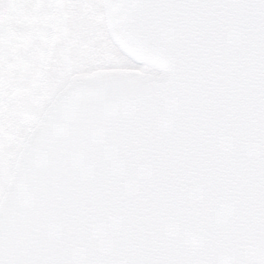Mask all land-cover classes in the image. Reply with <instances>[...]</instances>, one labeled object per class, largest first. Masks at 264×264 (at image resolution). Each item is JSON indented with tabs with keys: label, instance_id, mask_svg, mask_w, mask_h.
<instances>
[{
	"label": "water",
	"instance_id": "95a60500",
	"mask_svg": "<svg viewBox=\"0 0 264 264\" xmlns=\"http://www.w3.org/2000/svg\"><path fill=\"white\" fill-rule=\"evenodd\" d=\"M103 2L119 51L162 76L69 81L1 200L0 261L224 257L264 229V11Z\"/></svg>",
	"mask_w": 264,
	"mask_h": 264
},
{
	"label": "rangeland",
	"instance_id": "374dc122",
	"mask_svg": "<svg viewBox=\"0 0 264 264\" xmlns=\"http://www.w3.org/2000/svg\"><path fill=\"white\" fill-rule=\"evenodd\" d=\"M77 1L67 2V48L63 51V57L59 60L53 57L50 65L45 59H39L38 55L36 59L35 48H16L0 41V199L27 134L70 75L90 72L95 67L133 68L111 45L102 26V18L100 22L92 21L93 14L87 4L89 0H79V4ZM80 2L84 9L78 7ZM12 6L11 0L9 5L0 0V18L4 19L3 24L9 30L16 29ZM83 10L84 15H80ZM79 25L84 27V38L76 31ZM41 26L39 20L34 21L36 36L43 33ZM47 50H50L49 47ZM33 51L34 57L31 56ZM16 54L21 58L14 59ZM18 61L25 62L21 78L14 75ZM146 73L151 74L150 71Z\"/></svg>",
	"mask_w": 264,
	"mask_h": 264
},
{
	"label": "flooded vegetation",
	"instance_id": "af4514ba",
	"mask_svg": "<svg viewBox=\"0 0 264 264\" xmlns=\"http://www.w3.org/2000/svg\"><path fill=\"white\" fill-rule=\"evenodd\" d=\"M4 1L7 5L10 4V0ZM11 1L13 3L11 10H13L14 13L16 29L14 28V30H9L5 24H3L4 19L0 18V23H2L0 24V41L8 45H14L16 48H35L36 59L38 55L39 59L42 61L45 59L49 65L51 64L52 61L50 62V60L53 57H55L56 60L61 59L63 57L64 49L67 48L65 34H67L68 0ZM77 3L79 4V0ZM80 4L81 5L78 7L84 9V6H82L83 4L81 2ZM87 4L89 5L88 8L90 12L93 14L92 21L98 20V22H100V18H102V26L105 31L101 0H89ZM80 15H84V10L83 12H80ZM35 20H39L41 22L42 26L40 29H43V33H40L37 36L35 35L36 29L33 27ZM76 31L80 32L82 34V38H84V27L79 25ZM91 32H93V29ZM48 47L50 50H47ZM31 56L34 57V51ZM20 58L21 55L18 54L14 57V59ZM15 65L18 66L14 68V75L21 78V74L23 75L24 73L21 70L23 69V66H25V62L18 61ZM21 66L22 68H20ZM99 68L102 67H95L94 69ZM24 69L26 70V67H24Z\"/></svg>",
	"mask_w": 264,
	"mask_h": 264
},
{
	"label": "snow or ice",
	"instance_id": "6c2138e0",
	"mask_svg": "<svg viewBox=\"0 0 264 264\" xmlns=\"http://www.w3.org/2000/svg\"><path fill=\"white\" fill-rule=\"evenodd\" d=\"M226 2L231 7L248 9L256 13L264 11V4H261L260 0H226ZM0 264H3V261H0ZM106 264H264V229H257L253 234L237 239L227 255L221 258L127 259L110 261Z\"/></svg>",
	"mask_w": 264,
	"mask_h": 264
}]
</instances>
